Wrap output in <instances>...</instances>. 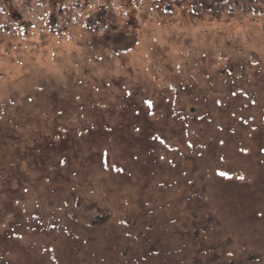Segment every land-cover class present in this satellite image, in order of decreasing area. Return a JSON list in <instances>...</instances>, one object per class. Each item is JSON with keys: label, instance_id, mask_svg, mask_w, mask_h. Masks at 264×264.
Instances as JSON below:
<instances>
[{"label": "rangeland", "instance_id": "1", "mask_svg": "<svg viewBox=\"0 0 264 264\" xmlns=\"http://www.w3.org/2000/svg\"><path fill=\"white\" fill-rule=\"evenodd\" d=\"M111 2L0 32V264H264V7Z\"/></svg>", "mask_w": 264, "mask_h": 264}, {"label": "trees", "instance_id": "2", "mask_svg": "<svg viewBox=\"0 0 264 264\" xmlns=\"http://www.w3.org/2000/svg\"><path fill=\"white\" fill-rule=\"evenodd\" d=\"M9 1L12 5V0H0V5L4 8L0 7V32H7L13 35L17 34L20 27H22L24 20H27L28 22L31 21L32 24L38 22L39 18H37V16H40L45 11V2L47 4L52 3L50 8L53 9V11L49 13L48 22L51 27L50 29L55 32L63 31L74 23H83L88 27H93L98 31L106 33L109 29L107 24L111 22V17L115 15L116 8L111 0H84L81 4L70 5H63L60 0H19V2H24L23 6L26 7V13L30 16H34L26 18L23 11L20 10L21 5L14 6L13 13L9 12L7 6H5ZM182 1L187 2L191 7L192 12L197 14L232 13L243 15L252 13L257 5L264 7V0ZM95 5V11L93 9V13H88L87 10L93 8ZM117 8L121 10L122 6L119 5ZM34 11L35 13L33 14ZM72 197L73 195H71V198ZM76 201L78 202V198H76ZM95 208L96 205H93V209ZM106 220H108V217L105 215V212H97L93 214V226L103 224ZM73 221L75 222L74 218ZM196 232L193 236L197 235ZM198 251L196 253H199Z\"/></svg>", "mask_w": 264, "mask_h": 264}]
</instances>
